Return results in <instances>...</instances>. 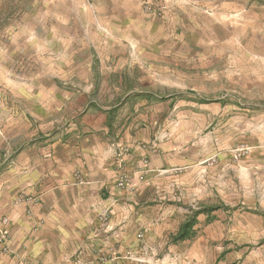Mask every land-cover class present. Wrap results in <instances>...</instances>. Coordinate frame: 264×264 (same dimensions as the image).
Masks as SVG:
<instances>
[{
    "label": "rangeland",
    "instance_id": "374dc122",
    "mask_svg": "<svg viewBox=\"0 0 264 264\" xmlns=\"http://www.w3.org/2000/svg\"><path fill=\"white\" fill-rule=\"evenodd\" d=\"M37 94L60 130L108 110L122 152L150 153L124 190L180 227L200 212L202 264H264V0H4L0 168Z\"/></svg>",
    "mask_w": 264,
    "mask_h": 264
},
{
    "label": "crops",
    "instance_id": "0c3cea01",
    "mask_svg": "<svg viewBox=\"0 0 264 264\" xmlns=\"http://www.w3.org/2000/svg\"><path fill=\"white\" fill-rule=\"evenodd\" d=\"M51 100L46 108L30 97L5 129L13 156L0 168V231L8 234L0 264H202L197 236L171 242L181 219L124 190L122 170L134 172L150 153L122 152L129 139L114 132L108 110L89 107L60 130Z\"/></svg>",
    "mask_w": 264,
    "mask_h": 264
},
{
    "label": "trees",
    "instance_id": "16d2710c",
    "mask_svg": "<svg viewBox=\"0 0 264 264\" xmlns=\"http://www.w3.org/2000/svg\"><path fill=\"white\" fill-rule=\"evenodd\" d=\"M198 214H200V212H197L196 214H194V216L187 222H185L179 229L177 235L174 237L173 242H178V241H183L185 239H187L189 237V234L194 222H195V218L196 216H198Z\"/></svg>",
    "mask_w": 264,
    "mask_h": 264
},
{
    "label": "built area",
    "instance_id": "2783aa9c",
    "mask_svg": "<svg viewBox=\"0 0 264 264\" xmlns=\"http://www.w3.org/2000/svg\"><path fill=\"white\" fill-rule=\"evenodd\" d=\"M3 225H7V221L6 220L3 221ZM6 236H7V231L6 230H2L1 239L4 240L6 238ZM99 264H110V263H107L106 261H102V262L99 261Z\"/></svg>",
    "mask_w": 264,
    "mask_h": 264
}]
</instances>
